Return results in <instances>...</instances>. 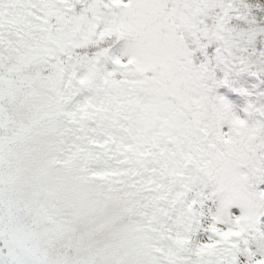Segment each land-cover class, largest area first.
Listing matches in <instances>:
<instances>
[{
    "label": "snow or ice",
    "instance_id": "1",
    "mask_svg": "<svg viewBox=\"0 0 264 264\" xmlns=\"http://www.w3.org/2000/svg\"><path fill=\"white\" fill-rule=\"evenodd\" d=\"M0 264H264V0H0Z\"/></svg>",
    "mask_w": 264,
    "mask_h": 264
}]
</instances>
